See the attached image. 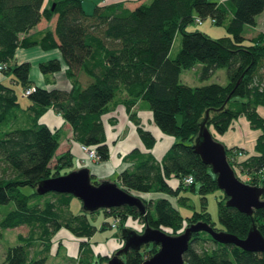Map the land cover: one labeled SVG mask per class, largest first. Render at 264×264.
Masks as SVG:
<instances>
[{"label": "trees", "instance_id": "1", "mask_svg": "<svg viewBox=\"0 0 264 264\" xmlns=\"http://www.w3.org/2000/svg\"><path fill=\"white\" fill-rule=\"evenodd\" d=\"M44 1L0 0V72H12L24 89L34 85L27 93L29 102L22 105L15 87L0 79V204L8 206L0 226H29L27 234H18V243L7 247L4 264H43L52 237L61 227L81 237L79 256H70L75 264H110L111 255L95 252L85 237L112 222L104 220L98 227L88 216L96 210L87 211L81 206L75 211L70 192L36 190L40 180L65 173L73 164L69 149L56 153L61 131L39 120L49 106L71 124L74 139L95 148L98 160L110 155L102 114L116 103L126 106L148 148L156 137L140 125L132 109L139 99L151 109L161 131L174 136L161 158L150 149L142 151L138 147L124 155L132 164L118 173L119 184L128 191H137L145 209L135 204L103 207L106 216L118 218L121 229L132 216L144 223L140 231L135 229L138 232L149 224L176 234L192 222L206 220L215 229L239 237H245L255 223L264 236V207H255L252 213L241 211L227 203L224 190L218 199V227L204 203L201 210L189 215H183L176 203L186 202L188 197L181 195V189L195 188L196 182L200 183L203 199L209 190L218 187L216 174L194 146L204 119L206 126L223 133L233 119L243 114L252 128L260 130L254 152L239 161L235 156L238 149L245 153L248 150L225 145L232 166L237 162L250 176L244 181L264 187V115L258 109L264 107V30L252 35L250 42H245L243 33L246 24H256L264 0H147L134 7L115 0L96 3L90 12L83 0ZM198 16L225 23L229 33L213 37L189 28ZM53 17L52 27L32 32L43 18ZM178 34L180 46L172 53ZM34 44L59 49L61 57L41 60L39 68L49 80L48 74L60 70L64 62L71 80L69 87L33 84L30 60L14 58L19 46ZM197 63L202 64L201 79L225 67L228 81L197 85L182 81V69ZM81 73L88 77L85 82ZM188 175L193 176L191 183L184 182ZM171 178H176L177 184H172ZM92 180L98 182L100 178L92 174ZM25 185L32 189L26 192ZM148 191L163 195L140 194ZM207 239L213 243L205 244ZM158 247L154 241L144 242L120 255L125 264H140ZM183 257L184 264H264V251L219 241L203 229L192 233Z\"/></svg>", "mask_w": 264, "mask_h": 264}, {"label": "water", "instance_id": "2", "mask_svg": "<svg viewBox=\"0 0 264 264\" xmlns=\"http://www.w3.org/2000/svg\"><path fill=\"white\" fill-rule=\"evenodd\" d=\"M194 146L216 174L218 187L228 195V204L247 213H252L255 207H264V187L244 181L237 175L229 161L225 143L213 135L211 129L205 125V119L201 123ZM36 190L39 193L70 192L81 200L82 208L87 211L121 204H135L142 211L145 209L142 198L125 189L117 180L100 178L98 182L93 181L89 166H80L59 175L43 178ZM202 229L219 241L233 242L247 250L264 251V236L255 223H252L245 237H239L224 229H215L206 220L192 222L176 234L146 224L142 232L129 227L123 228L125 243L111 255L109 263L125 264L120 255L122 252L129 247L139 248L144 242L154 241L159 246L157 251L140 264H184L183 254L192 233Z\"/></svg>", "mask_w": 264, "mask_h": 264}, {"label": "rangeland", "instance_id": "3", "mask_svg": "<svg viewBox=\"0 0 264 264\" xmlns=\"http://www.w3.org/2000/svg\"><path fill=\"white\" fill-rule=\"evenodd\" d=\"M85 7L87 10H91V11L93 9L91 8V6L87 5V3H85ZM51 19L52 18L46 19V21H43L39 26H43V25L45 27L48 26L49 25L48 23L50 22ZM188 27L198 28L200 30L206 31L213 37H218L220 35L229 33L226 29L225 23L217 24L212 21L210 16L202 18L201 22L194 20L193 22L189 24ZM40 30H42V28ZM259 30H264V9L261 12L256 14V24H246L245 25L244 30H243V33L246 36L245 42H250L251 41L250 37ZM180 42H181V35L178 34L173 42L172 53H175L178 50L180 46ZM55 52H58V50L54 47L43 49L39 45L32 46V47L19 46L18 49L16 50L15 58L17 59V61L30 60L31 79L32 78L41 79V75H40L41 70L39 68V61L53 56ZM201 66H202L201 63H197L196 65L192 67L183 68L181 71V76H180L181 80L191 85L209 83L212 81L226 83L228 81L225 67H218L208 78L201 79L199 77ZM37 72L39 74V77H37L36 75ZM2 75L3 73L0 72V76ZM11 75L13 76L12 72L6 74L7 79L5 80V82L15 87L19 95V100L21 104L25 105L29 101V97L27 94L24 93L25 89L23 88V85L20 82H15L11 80V77H10ZM58 81L63 83V80L61 78H58ZM259 107H260L259 109L260 112L264 115V107L263 106H259ZM245 119L247 120L246 116L243 114L235 118L236 122L233 119L234 123H231L230 127L228 128L229 135L232 136V134H235L233 131H236L235 130L236 128L238 130L240 129V131L241 129H244ZM210 129L212 133L216 135L215 133H217V131L214 129L212 125H210ZM253 129H256V128H253ZM246 130L248 129L246 128ZM245 133L246 132H244V135L247 136L248 134H245ZM159 144H160V147L156 148V150L158 153L162 154L161 151H162L163 144L161 143ZM82 151L84 152L83 149ZM242 155H245V152H243L241 155H238V156L236 155L237 156L236 158L238 161L244 158V156ZM83 156L77 157V155H73V164L69 166L68 168L74 169V168L79 167V165L88 166L91 160H98L97 158L92 159L89 157H86V159H83ZM53 163H54V160H53ZM233 166L236 169L237 175L242 180H246L250 178V176L247 174L246 171L241 170L237 162H234ZM111 176L112 178H115L116 176L118 178V173L113 174ZM199 185L200 183L196 182L195 188H192L191 186H187L181 189V195H185L188 198L186 199V202H182L181 200L176 201L180 212L183 215H189L193 213L195 210H201L202 204L204 203L206 205V209L209 211L211 215V220L215 223L217 227L221 226L219 213H218V199L222 196L223 190L219 187L209 190L206 193V199H203V197L201 196L202 193L199 190ZM23 189L26 192H28L32 189V187L29 185H25ZM133 193L137 194L138 192L133 191ZM81 206H82L81 200L78 197L74 196L71 201V208L77 211L81 208ZM7 207H8L7 204H0V220L3 216V211L7 209ZM88 216H89V219L94 224H96L98 227L103 223L104 220L108 222H113L114 218H116V216H113V215L106 216L102 208H100L99 210H96L94 213H89ZM143 225H144L143 222L138 221L137 218H134L132 216H129L124 222L125 227H129V228L132 227L133 229H136L138 231H140L143 228ZM28 230H29V226L26 224H21V225L7 227V228H2L0 226V231H1L0 233V264H4L5 251L7 247L9 245L18 243V234L20 232L27 234ZM120 233L121 234L123 233V229H121L119 225L106 224L104 228L99 227L91 237H85V239L89 240L88 242L93 247L95 252L112 255V253H114L117 250V248H120L124 243V238L120 235ZM80 239H81L80 236L76 235L68 228L66 227L59 228L52 237L50 248L47 250L48 252L45 255L43 264H75L76 260H73L70 256H79ZM212 243L213 241L210 239H207L205 241V244L207 245H210Z\"/></svg>", "mask_w": 264, "mask_h": 264}, {"label": "crops", "instance_id": "4", "mask_svg": "<svg viewBox=\"0 0 264 264\" xmlns=\"http://www.w3.org/2000/svg\"><path fill=\"white\" fill-rule=\"evenodd\" d=\"M111 1H115V0H83V4H84V7H85V3H87V5L93 8V6L96 3H105V2H111ZM124 1L126 5L130 7H134L138 3L142 1H147V0H124ZM44 2L46 3L48 2V0H45ZM86 11L90 12L91 10L86 9ZM54 20H55V17H53L50 20V22L48 23L49 26L51 27L53 26ZM43 21H46V19L43 18L32 29L33 33L36 34L39 32L41 28L42 29L45 28L44 25L39 26ZM36 45L41 46L40 44H34L31 46H24V47H32ZM54 48H56L58 52H55L53 56L51 57H61L59 49L57 47H54ZM15 55H16V52H15ZM14 59L17 60L16 58ZM65 67L66 66L63 62L62 68L60 70H57L53 73H49L48 74L49 80H47V77L45 76V74L41 72L40 74L41 79L32 78L33 84L47 86V87L54 86V85L60 86V87H69L71 85V80L66 74ZM36 75L37 77H39L38 72L36 73ZM10 77H11V80L18 82L15 78L12 77V75ZM80 77L82 78L84 82L88 78L85 73H81ZM58 78H61L63 80V83L58 81ZM0 79L5 82V80L7 79L6 74L3 73V75L0 76ZM132 109L136 111L137 117L140 119V125L143 128L148 129L154 134V136L156 137L155 143L153 144L151 148H148L146 146L144 140L140 136L139 131L137 129V123L129 116V112L126 109V106L121 102L116 103L109 110H107L106 112L102 114V119L105 125L107 141L109 142V145H110V155L105 160H91L90 164L88 165L90 167L92 174H94L97 178H109L112 180H117V182L119 183V179L117 178V176L115 178H112L111 175L117 174L122 169L131 166L132 164L131 161L124 159V155L127 154L130 150H132L135 147H138L142 151H148L150 149L157 158H161L163 154L166 152V150L168 149V147L173 142L174 136L161 131V129L157 126V124L155 123L153 119V114H152L151 109L146 106L143 100L139 99L136 102V104L132 107ZM258 109H260V107H258ZM39 120L47 123L53 129L57 128L61 131L60 144L57 148L56 153H60V152H63L69 149L72 155H77V157L84 155V152L82 151V148H81V143L73 138V130H72L71 124L68 121H66L64 117L60 113H58L53 107L49 106L39 116ZM234 121L236 122L235 119ZM234 121L232 123H234ZM246 128L248 130H246ZM235 130L236 131H233L235 134H232V136L229 135L228 129L223 133H218V132L215 133L216 134L215 136L218 140L219 139L220 141L222 140V142H224L228 146H232V145L243 146L246 150H248V152L245 153V155H242L244 157L250 153H253L255 140L260 130L251 128L249 121L246 119H245V128L241 129V131L240 129L238 130L237 128ZM244 132H246L245 134H248V135L247 136L244 135ZM159 143L163 144L162 151H161L162 154L158 153L156 150V148L160 147ZM80 166L81 165H79V167ZM170 181L174 185L177 184L176 178H171ZM140 194H142L144 197H155L158 195H163V192L148 191V192H142ZM171 199L175 201V197L171 196Z\"/></svg>", "mask_w": 264, "mask_h": 264}, {"label": "built area", "instance_id": "5", "mask_svg": "<svg viewBox=\"0 0 264 264\" xmlns=\"http://www.w3.org/2000/svg\"><path fill=\"white\" fill-rule=\"evenodd\" d=\"M196 21L201 22L202 19L198 16V17H196ZM1 68H2V64H0V69ZM33 89H34V85H31V86H29L28 88H26L24 90V93L27 94ZM81 148L84 150V153H85L84 156H83V159H86V157H89V158H92V159L97 158V153H96V150H95L94 147H91V146H88V145H85V144H81ZM236 153H237L236 155L238 156V155H241L243 152L238 149V151ZM232 158L234 159V156H232ZM260 172H262V171H260ZM261 175H262V173H261ZM192 181H193V176L192 175H188V176L184 177V182L191 183ZM117 223H118V218L116 217V218H114V221L112 222V225H117Z\"/></svg>", "mask_w": 264, "mask_h": 264}]
</instances>
